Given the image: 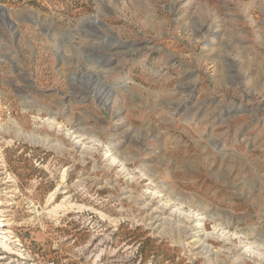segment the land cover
Masks as SVG:
<instances>
[{"label": "rangeland", "instance_id": "rangeland-1", "mask_svg": "<svg viewBox=\"0 0 264 264\" xmlns=\"http://www.w3.org/2000/svg\"><path fill=\"white\" fill-rule=\"evenodd\" d=\"M0 264H264V0H0Z\"/></svg>", "mask_w": 264, "mask_h": 264}, {"label": "bare ground", "instance_id": "bare-ground-1", "mask_svg": "<svg viewBox=\"0 0 264 264\" xmlns=\"http://www.w3.org/2000/svg\"><path fill=\"white\" fill-rule=\"evenodd\" d=\"M52 212H55L56 213V210L52 211Z\"/></svg>", "mask_w": 264, "mask_h": 264}]
</instances>
